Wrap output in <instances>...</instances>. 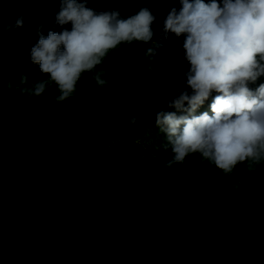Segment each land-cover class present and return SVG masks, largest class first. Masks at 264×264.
Returning a JSON list of instances; mask_svg holds the SVG:
<instances>
[{
    "label": "trees",
    "instance_id": "trees-1",
    "mask_svg": "<svg viewBox=\"0 0 264 264\" xmlns=\"http://www.w3.org/2000/svg\"><path fill=\"white\" fill-rule=\"evenodd\" d=\"M118 1L123 19L143 8ZM31 14L0 0V264H264V160L226 174L190 153L166 167L157 114L188 115L169 106L193 94L185 35L120 44L58 101L55 83L34 94L50 78L9 26ZM216 95L194 115L211 116Z\"/></svg>",
    "mask_w": 264,
    "mask_h": 264
},
{
    "label": "clouds",
    "instance_id": "clouds-1",
    "mask_svg": "<svg viewBox=\"0 0 264 264\" xmlns=\"http://www.w3.org/2000/svg\"><path fill=\"white\" fill-rule=\"evenodd\" d=\"M35 1L13 0L32 14L13 15L9 26L20 29L19 41L34 46L32 62L50 78L36 81V96L55 83L58 101L66 100L82 73L122 43L152 41V28L185 35L193 94L185 92L169 106L188 115L157 114L174 156L166 167L183 163L190 153H200L226 174L239 163L264 160V84L255 91L247 86L264 75V0H139L143 8L127 19L120 18L118 0H48L44 6ZM157 47L147 54L154 57ZM103 75L94 76L99 86L106 84ZM213 92L212 115H194Z\"/></svg>",
    "mask_w": 264,
    "mask_h": 264
}]
</instances>
